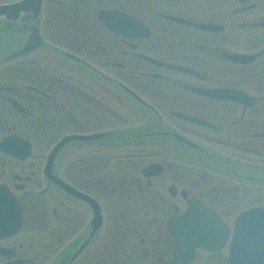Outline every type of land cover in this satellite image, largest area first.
<instances>
[{
	"label": "flooded vegetation",
	"instance_id": "flooded-vegetation-1",
	"mask_svg": "<svg viewBox=\"0 0 264 264\" xmlns=\"http://www.w3.org/2000/svg\"><path fill=\"white\" fill-rule=\"evenodd\" d=\"M43 1V45L0 64V186L23 214L19 232L0 238V264H173L169 223L191 203L231 232L264 207V0ZM102 11L140 21L147 37L114 33ZM221 91L238 97L202 94ZM73 135L93 140L67 142L49 172L97 202V230L91 206L46 172ZM192 152L201 163L185 161ZM36 206L50 207V224L38 225ZM228 245L197 249L192 264H227Z\"/></svg>",
	"mask_w": 264,
	"mask_h": 264
},
{
	"label": "water",
	"instance_id": "water-1",
	"mask_svg": "<svg viewBox=\"0 0 264 264\" xmlns=\"http://www.w3.org/2000/svg\"><path fill=\"white\" fill-rule=\"evenodd\" d=\"M40 6V0H23L12 6H0V19L4 18L15 23L24 14H35V11ZM35 18L36 16L33 17V19ZM104 22L111 28L115 30L119 29L123 33L128 34V36H147V31L141 30L140 25L136 24V21L131 18L126 19L125 17L109 13L105 14ZM35 46L36 43H30L24 52L32 50ZM65 189L67 188L65 187ZM2 197L5 202L6 212L3 214V217H0V230H2L0 234H9L20 226L21 216L14 198L5 191L2 192ZM215 221H217L216 218ZM215 225L219 226L222 230L225 229L218 221ZM188 226H192V228H188ZM236 227L235 242L237 246L233 252L232 264H264V210H254L244 214L239 218ZM173 229V234L179 243L178 251L175 250V255L178 254V260L183 256L186 260L191 259L193 248L196 245L216 248L222 243L224 238V234L219 241L209 239L207 236L196 239L191 237L190 234H200L198 231L203 230L202 226L195 221L191 212H188L184 218H181V221H178ZM245 250L248 251L247 258L244 257Z\"/></svg>",
	"mask_w": 264,
	"mask_h": 264
},
{
	"label": "rangeland",
	"instance_id": "rangeland-1",
	"mask_svg": "<svg viewBox=\"0 0 264 264\" xmlns=\"http://www.w3.org/2000/svg\"><path fill=\"white\" fill-rule=\"evenodd\" d=\"M6 1H8V0H0V3L6 2ZM17 48H18V37H16L14 34H12V33L10 35L2 34V36H0V56H2L4 54L6 55L8 53H11ZM58 60L64 62L63 61L64 58H58ZM122 111L125 112V113L128 112V110H126L125 108H123ZM131 123L134 124L136 122H131ZM64 161L65 160L63 159L62 164L64 163ZM104 162H106V159L104 160ZM110 168H111V165H110L109 169ZM51 194L55 195V192H51ZM50 196L51 195L48 194L46 196H42L40 199L41 200H47L50 203V200H49ZM180 202L181 201H179V204H180ZM182 208H184V206H182ZM32 211L36 215L37 221L39 222L38 225H40V226L46 225V221L47 220L49 221V224H50V218H51L50 216L51 215H50V207L49 206L48 207H44V208L36 206V208H34ZM33 212H32V215H33ZM32 215L30 214L28 218L30 219ZM110 219H111V217H110ZM49 224H47V225H49ZM108 234H109L108 231H104V233L102 235L104 240H107L109 238L110 235H108ZM197 264H202V261L198 260Z\"/></svg>",
	"mask_w": 264,
	"mask_h": 264
}]
</instances>
